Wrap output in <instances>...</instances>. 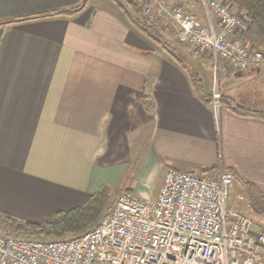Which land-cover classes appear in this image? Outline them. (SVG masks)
I'll return each instance as SVG.
<instances>
[{
    "label": "crops",
    "instance_id": "0c3cea01",
    "mask_svg": "<svg viewBox=\"0 0 264 264\" xmlns=\"http://www.w3.org/2000/svg\"><path fill=\"white\" fill-rule=\"evenodd\" d=\"M81 2L0 0V22ZM184 60L115 0L0 24L1 210L45 221L130 168L127 191L156 200L168 169L214 171L220 161L241 187L233 199L244 193L249 204L251 191L264 193V117L244 114L264 112V68L220 63L218 130L212 60Z\"/></svg>",
    "mask_w": 264,
    "mask_h": 264
},
{
    "label": "built area",
    "instance_id": "2783aa9c",
    "mask_svg": "<svg viewBox=\"0 0 264 264\" xmlns=\"http://www.w3.org/2000/svg\"><path fill=\"white\" fill-rule=\"evenodd\" d=\"M148 26L173 23L194 56L208 54L214 71L210 105L218 130L224 107L218 67L264 68V52L241 37L248 19L229 0H200L204 19L163 0H131ZM234 174L166 171L156 200L121 193L92 229L67 238L12 233L0 226V264H264V228L229 201Z\"/></svg>",
    "mask_w": 264,
    "mask_h": 264
},
{
    "label": "trees",
    "instance_id": "16d2710c",
    "mask_svg": "<svg viewBox=\"0 0 264 264\" xmlns=\"http://www.w3.org/2000/svg\"><path fill=\"white\" fill-rule=\"evenodd\" d=\"M115 1L122 7L124 11H126L132 23L141 32L157 41L169 54L176 57L180 62L186 64L184 58L176 55V53L169 47V44L162 39L160 36L161 31L158 27L148 26L143 19L136 17L122 0ZM232 2L238 7L241 14H243L249 21L247 30L242 32L241 36L245 40L258 47V49L264 51V0H232ZM87 3L88 0H82L80 4L74 7L60 8L50 12L14 18L0 22V24L13 23L24 19H34L61 14H73L83 9ZM129 3L134 6L136 11H140V8L135 3L131 1ZM224 101L225 99L223 98V102ZM230 107L233 108L232 106ZM234 110L236 111L237 108L234 107ZM244 114H254L264 117V112L254 113L245 111ZM249 198L251 210L264 216V193L254 190L251 191ZM109 199L110 188L109 186L104 185L90 196L87 203L68 210L59 211L44 223L28 222L15 226L14 223L10 222L13 220V218L0 214V226L9 227L11 228L12 233L23 236L49 239L62 238L93 226L107 207Z\"/></svg>",
    "mask_w": 264,
    "mask_h": 264
},
{
    "label": "rangeland",
    "instance_id": "374dc122",
    "mask_svg": "<svg viewBox=\"0 0 264 264\" xmlns=\"http://www.w3.org/2000/svg\"><path fill=\"white\" fill-rule=\"evenodd\" d=\"M122 1L128 6L129 10H131V12L136 17H138L140 19H143L141 14H140V11L139 12L136 11L134 6L131 3H129L131 0H122ZM163 2L165 4L182 5L185 8V10H187L191 14L196 15L201 21H203V19H204L203 7H202V4H201L200 0H163ZM229 3H230L232 11H234L235 13H237L239 15H243V14H241L240 11H238V9H236V10L233 9L235 4L232 2V0H229ZM159 30L161 31L160 36L162 37V39L169 44V47L176 53V55L181 56L182 58H184V57L191 58V57L194 56L189 51V48H188L187 44L180 40V38L178 36V29L172 22L171 23L169 22L167 24L162 23V25L159 28ZM161 47L163 48L162 45H161ZM256 48L258 49V47H256ZM202 57L203 58H207V59L210 58V56L208 54H204V55H202ZM218 68L220 69L221 65H219ZM211 69H212V73H213V71H214L213 63H211ZM218 75H219V73H218ZM121 174H120V176L119 175L113 176L112 177V180H113L112 185H107L110 188V199H109V202L107 204V207L103 211V213L100 216V218L98 219V221L93 226H91L90 228H87V229H85L83 231H80L78 233H75V234L67 235V236L62 237V238L71 237L73 235L80 234L82 232H85L87 230L92 229L104 216H106L109 212L112 211L118 196L121 193L126 192L127 190H129L128 188L132 185V183L136 179V177L134 176V171L131 168L127 169V170H124V172H122ZM239 188H241V187L238 186V182L236 181V179H234V181L232 182V184L230 185V188H229V201H230V203H233L241 211H243L244 213H246L247 215L250 216V218L253 221L254 229H256V230L263 229L264 228V216H262V215H260V214H258L256 212H253V210H251L249 204H247L248 200L245 197V194L244 193H243L244 195L241 194V198L239 197L240 199L238 197H234L235 199H233L232 196L235 195V194L237 195L238 192L241 191ZM231 197H232L233 201L235 200V202L231 201ZM242 197H244V198H242ZM0 205H1V203H0ZM1 209H5V208H0V214H2L4 216L6 215V216H9V217L13 218V220H11L10 222L14 223L15 226H17L18 224H25V223H28V222L44 223V222H46L48 220L47 219V220L41 221V222L30 221V220L22 218V217L25 216L22 213L23 211L21 212V211H15L13 209H10V210L6 209V210L10 211L12 213L11 214V213H8L6 210H5L6 211L5 212L4 210H1ZM16 212L20 213L22 216L17 214ZM14 213H15L16 216L13 215ZM46 239H49V238H46Z\"/></svg>",
    "mask_w": 264,
    "mask_h": 264
}]
</instances>
